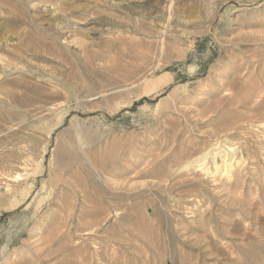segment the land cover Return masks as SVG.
Returning <instances> with one entry per match:
<instances>
[{
  "label": "rangeland",
  "instance_id": "1",
  "mask_svg": "<svg viewBox=\"0 0 264 264\" xmlns=\"http://www.w3.org/2000/svg\"><path fill=\"white\" fill-rule=\"evenodd\" d=\"M0 264H264V0H0Z\"/></svg>",
  "mask_w": 264,
  "mask_h": 264
},
{
  "label": "bare ground",
  "instance_id": "2",
  "mask_svg": "<svg viewBox=\"0 0 264 264\" xmlns=\"http://www.w3.org/2000/svg\"><path fill=\"white\" fill-rule=\"evenodd\" d=\"M220 154V153H219ZM226 159V158H225ZM225 161V160H224ZM224 163V162H223ZM203 165V164H202Z\"/></svg>",
  "mask_w": 264,
  "mask_h": 264
}]
</instances>
